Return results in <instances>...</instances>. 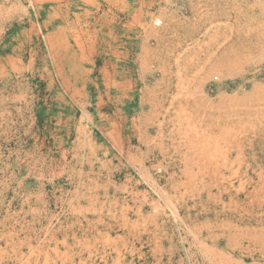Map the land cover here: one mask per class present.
<instances>
[{
	"label": "rangeland",
	"instance_id": "rangeland-1",
	"mask_svg": "<svg viewBox=\"0 0 264 264\" xmlns=\"http://www.w3.org/2000/svg\"><path fill=\"white\" fill-rule=\"evenodd\" d=\"M0 264H264V0H0Z\"/></svg>",
	"mask_w": 264,
	"mask_h": 264
}]
</instances>
